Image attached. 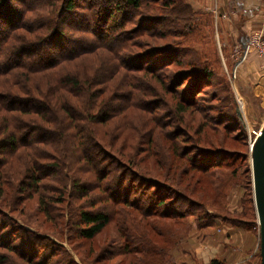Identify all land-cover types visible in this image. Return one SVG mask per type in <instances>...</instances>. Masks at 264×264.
<instances>
[{"label": "trees", "instance_id": "trees-1", "mask_svg": "<svg viewBox=\"0 0 264 264\" xmlns=\"http://www.w3.org/2000/svg\"><path fill=\"white\" fill-rule=\"evenodd\" d=\"M81 1L0 0V264H75L68 250L56 241L61 242L62 236L27 228L29 224L14 214L36 195L38 210L53 218L48 200L63 202L69 193V175L63 171L67 167L64 142L68 134L80 156L77 159L87 166L89 176L83 178L90 181L93 176L97 196L91 199L92 209L80 207L75 220L70 217L64 221L62 215L53 219L61 231H68V238L77 237L88 245L87 255L92 258L87 264H177L173 249L188 230L184 225L192 226L189 217L195 218L193 226L204 229L213 227L216 218L225 221V216L196 211L204 212L203 203L180 192L178 166L172 168L168 158L162 172L153 132L164 130L175 158L188 162L191 171L212 176L213 183L214 175L229 161L222 159L225 148L199 147L203 135L186 137L180 126L166 130L173 125H164L166 119L160 112L163 98L157 96L161 91L172 95L169 106L176 122L193 108L206 114L201 127L212 122L227 130L238 124L236 128L245 136L228 86L223 99L216 88L212 96L230 104L231 112L218 107L208 110L198 104V93L211 85L216 71L201 61L210 54L200 52L194 43L206 37L201 30L212 22L205 16L213 12L194 9L191 0H150L148 9L157 15L137 12L144 0ZM126 24L132 26L123 29ZM132 32L168 42L147 45L141 53H122L128 46L122 40H128ZM99 47L109 52L110 64L114 63L110 73L100 76L74 67L78 70L73 73L58 74L56 68L63 62H79ZM11 73L23 77L22 82L44 74L30 87L38 91L44 78L51 87L49 96L34 95L23 83L11 89ZM121 114L126 115L124 119L138 115L140 122H148L146 140L134 134L129 123L118 124L110 136L98 127ZM178 134L186 139L179 140ZM187 139L194 146L181 147L179 143ZM144 159L157 162L140 169ZM71 174L75 188L69 199L76 207L73 199L88 198L90 186L80 185L76 170ZM47 177L59 184L50 186L51 194L43 190L48 186ZM240 222L258 232L257 222ZM112 223L114 236L96 250V236ZM259 262L258 251L256 264ZM210 264L223 262L213 258Z\"/></svg>", "mask_w": 264, "mask_h": 264}, {"label": "rangeland", "instance_id": "rangeland-1", "mask_svg": "<svg viewBox=\"0 0 264 264\" xmlns=\"http://www.w3.org/2000/svg\"><path fill=\"white\" fill-rule=\"evenodd\" d=\"M83 1L84 0H82L81 3ZM206 2L207 0H191L194 9H200V11H205L206 13L213 12L212 8H210ZM12 3L15 2L13 1ZM148 5H151L150 0H144L141 7L137 9V12L141 15L159 14L156 11L151 12L148 9ZM213 14L211 16L206 14L205 16L208 21L212 18V22L209 21L206 28L202 27L201 30V35H206V37L194 43L196 49L201 50L200 52L210 54L201 61L209 63L216 71L215 76L210 78L211 85L205 87L198 93L200 97L198 99V104L208 107V110L210 109L209 107H212L211 110L213 107L214 109L218 107L231 112L229 108L230 104L226 101L213 99L212 96L214 88H216L219 97L223 99V97L227 96L226 86H228L230 89L229 92H231L234 99V111H236L239 116V123L242 126L245 136L243 138L240 127L236 128L238 124L227 130L224 129L221 124L219 125L218 123L212 122H207L208 125L201 127L203 124H200L205 120L204 115L206 114H204L203 111L193 108L186 111L182 117V121H179L177 118L179 115L177 114L176 118L178 121L176 122L171 118V113L174 111L169 106L170 103L173 104L172 95L161 91L160 96L157 97L160 98L162 96L163 98V105L160 108V112H162V119H166L164 125H173L170 128L169 126H165L166 128H164L170 130L174 126H180L183 129V133H186V137L190 135L196 138L202 137L203 135L202 141L198 142L200 144L199 147L225 148V157L222 159L226 162L229 161V164L225 165L221 172H217L214 175L216 181L213 183L212 176L208 177L198 171H191L188 162L182 158H175L171 151L172 142L164 135V130L162 132L154 131L152 138L154 149L161 163L162 172H165L164 167L165 163H168V158L172 168H175L176 165L178 166L176 173L180 175L177 180V187L180 192L194 201H198L199 199L203 203L202 208L204 212L197 209L196 211H198V213H207L208 215L211 213V215H213V213L216 212L219 215L225 216V221L216 218L214 226L209 228L197 229L196 226H193L194 217H189V220L192 222L190 228L184 225V228L188 230L182 229V227L179 226V229L185 230V232L180 236V242L177 247L173 249L177 264H210L213 258L220 259L223 264H256L257 252L259 251V233L248 230L250 226L240 221L243 220L246 222L253 220L257 222L255 205L253 203L250 146L254 140L253 131H258L264 123V60L254 49L249 50L245 58H243V51L254 32H262L264 34V9L261 15L257 16L259 19L258 23L248 24L245 22L243 29L239 27V30L234 32L230 31L227 25L222 26L220 22H216L215 13L213 12ZM136 17L138 16H135V18ZM131 26V24H126L123 29L127 30V27L130 28ZM140 33L142 32H132L128 40H122L123 42H127L128 45L126 50L122 53H141L144 48H148L147 45L149 47L160 46L168 42L167 40L152 38L146 34ZM76 37L77 36H74V38ZM29 39L31 40L33 37L31 36ZM202 42L205 44H202ZM92 51L93 53L82 56L80 61L76 62L78 64L63 62L56 68L58 74L73 73L74 70H78L74 69V67L79 69L87 68V70H91V73H94V75L99 74L101 76L110 73L114 63L110 64L109 52L100 47ZM17 71L22 70L20 69ZM11 74H13L12 77H9V87L11 89H17L22 86L23 83L33 91L34 95L44 96L45 94L46 97L49 96L51 87L44 78H42V86H37L38 91H34L30 87V85H35V78L39 79L44 74L38 73L35 76H30L24 79V82H22L23 77L21 78L14 73ZM138 75L142 77L141 81H146L143 74ZM117 90L120 92L123 91L119 88ZM64 92L65 91H58L57 93H63L68 96V94ZM75 99L76 96H73L72 101ZM116 103L122 102L117 100ZM60 113L63 115V111H58L59 115ZM32 115H34V113ZM120 116H116V118L111 116L107 121L103 122L104 124H101V126L98 124V127L102 129L107 136H110L118 124L121 125L123 123L127 125L129 123L127 126L133 127V133L146 140L145 131L148 127V122H140L138 115H133L134 118L127 115V119H124L126 115L123 116L121 114ZM233 120L234 119H232V121ZM127 126H125V128H127ZM198 126L199 130H197ZM178 135L179 140L186 139L185 136L181 134ZM182 143H179L181 147L187 145L194 146L189 139ZM64 146L66 147L65 155L67 167L64 168L63 171H66L65 173L69 175L70 182L67 184V191L70 193V196L69 193L65 194L63 202L58 203L48 200V205L50 212L53 214V218L57 215H62L64 221H67L70 217L73 220L77 218L80 207L81 209L84 207L87 210L92 209V206H90L92 202L91 199L97 196V190L94 188L95 183L93 176L90 181L83 178L84 175L85 177L86 175L89 176V174L86 173L88 171H85L87 166L82 165V162L77 159L80 156L75 151V144L70 134H68ZM3 158L6 159V156ZM155 162L157 161L154 159L140 160L139 168L142 169L144 166L148 167L149 164H154ZM183 169L185 173L181 174ZM75 170L76 174H80V176L76 178L79 180L80 185L90 186L88 190L90 196L88 198L78 196L76 200L73 199V202L77 205L76 207L72 205L69 199L73 194L72 188H75L72 186L71 174ZM58 177L61 178L62 182V177L59 175ZM46 179L48 186L43 190L51 194L50 186H59V184L52 179L50 180V177ZM57 180L59 181L58 178ZM210 183L212 185H210ZM21 207L23 209L20 210V212L16 211L14 214L24 219L29 224L28 226L25 225V227L31 228L32 230L40 229L41 231L52 232L56 236H62L63 240L61 242L58 240L56 241L68 250L69 256L75 264H87L91 261L92 257L87 255V244L81 242L77 237L68 238V231H66V229L61 231L57 219H53L51 216L48 217L38 210L36 195L27 199L21 204ZM95 208L98 207L95 206ZM214 216L218 217V215ZM114 230L112 223L110 227H107L96 236L93 244L96 250H99L98 248L103 247L110 241L114 236Z\"/></svg>", "mask_w": 264, "mask_h": 264}, {"label": "crops", "instance_id": "crops-1", "mask_svg": "<svg viewBox=\"0 0 264 264\" xmlns=\"http://www.w3.org/2000/svg\"><path fill=\"white\" fill-rule=\"evenodd\" d=\"M206 4L215 13L216 22L232 32L243 29L245 22L258 23L257 16L264 9V0H207Z\"/></svg>", "mask_w": 264, "mask_h": 264}, {"label": "water", "instance_id": "water-1", "mask_svg": "<svg viewBox=\"0 0 264 264\" xmlns=\"http://www.w3.org/2000/svg\"><path fill=\"white\" fill-rule=\"evenodd\" d=\"M250 169L259 233V264H264V123L250 146Z\"/></svg>", "mask_w": 264, "mask_h": 264}, {"label": "built area", "instance_id": "built-area-1", "mask_svg": "<svg viewBox=\"0 0 264 264\" xmlns=\"http://www.w3.org/2000/svg\"><path fill=\"white\" fill-rule=\"evenodd\" d=\"M251 49L257 51L258 55L264 60V34L262 32L253 33L250 41H248V43L245 45L243 58H245L246 53ZM260 129L258 131H253V139H255V137L258 135Z\"/></svg>", "mask_w": 264, "mask_h": 264}]
</instances>
